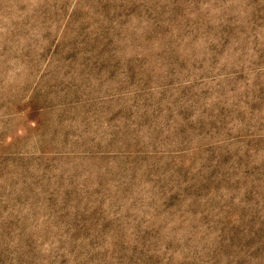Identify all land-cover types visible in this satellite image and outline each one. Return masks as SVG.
<instances>
[{
	"label": "rangeland",
	"instance_id": "obj_1",
	"mask_svg": "<svg viewBox=\"0 0 264 264\" xmlns=\"http://www.w3.org/2000/svg\"><path fill=\"white\" fill-rule=\"evenodd\" d=\"M0 264H264V0H0Z\"/></svg>",
	"mask_w": 264,
	"mask_h": 264
}]
</instances>
